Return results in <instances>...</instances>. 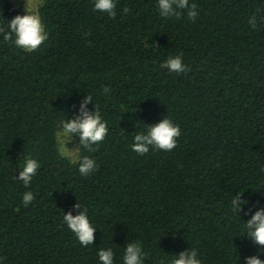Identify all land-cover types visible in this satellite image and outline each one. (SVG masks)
<instances>
[{
	"label": "trees",
	"instance_id": "trees-1",
	"mask_svg": "<svg viewBox=\"0 0 264 264\" xmlns=\"http://www.w3.org/2000/svg\"><path fill=\"white\" fill-rule=\"evenodd\" d=\"M116 3L111 19L94 0H44L49 38L31 53L0 36V264H100L108 248L123 264L133 242L143 264L193 249L202 264L264 261L245 228L264 210V0H189L195 21L187 10L161 17L157 0ZM24 14L0 0V25ZM181 53L190 71L160 67ZM88 95L86 110L97 107L109 131L92 152L72 135L99 165L83 177L58 157L55 132ZM164 117L180 126L177 147L132 151ZM26 156L41 164L27 188L17 179ZM85 208L97 229L87 247L63 223Z\"/></svg>",
	"mask_w": 264,
	"mask_h": 264
},
{
	"label": "clouds",
	"instance_id": "clouds-1",
	"mask_svg": "<svg viewBox=\"0 0 264 264\" xmlns=\"http://www.w3.org/2000/svg\"><path fill=\"white\" fill-rule=\"evenodd\" d=\"M43 3L44 0H25V14L16 15L10 21H6V26L0 25V36L3 37L4 42L13 44L16 48L27 53L38 50L49 38L46 26L39 13V8ZM116 8V0H94L93 10L107 13L111 19H115L117 15ZM196 8L197 5L195 3L190 5L189 0H157V9L161 17L179 19L183 10H187L188 18L195 21L198 15ZM129 11L130 9L127 7L123 9L125 14ZM253 17H255V14ZM249 23L253 28L256 27L253 18L249 19ZM160 67L177 74L190 71L183 63L182 53L169 56ZM110 91L111 89L107 86L102 88V92L105 94ZM92 100V96L88 95L87 99L81 104V116L70 121H60L55 132L58 157L67 159L72 164H78V171L83 177L93 174L98 170L99 165L88 156L81 157L80 148L69 149L66 145L69 143L71 136L75 134L79 137L82 148L92 152L96 150L93 145H99L108 135V124L103 119L99 109L95 107V111L91 113L86 110V105ZM180 135V126L174 124L171 119L164 117L158 124L148 127L146 133L136 134L131 149L141 156L149 153L150 146L153 151L171 152L177 147V138ZM40 167L41 164L37 159L26 156L17 179L22 181L25 188L29 187ZM241 195L242 192L231 200L234 212H239L241 205L246 202L240 200ZM33 199L34 194L31 191L25 192L23 194L24 206L28 207ZM237 201H240V203L237 204ZM76 207L81 208V205L77 203ZM63 223L75 235L81 246L87 247L93 244L97 229L90 222L86 208L75 216L70 212L63 214ZM245 228L253 243L264 249V210L257 211L251 220L247 222ZM145 255L142 246L133 242L124 249L123 264H143ZM98 258L100 264H114V253L111 248L100 249ZM170 264H202V261L197 256V250L193 249L190 253H181L179 258L172 259ZM247 264H264V261L257 256H251L247 258Z\"/></svg>",
	"mask_w": 264,
	"mask_h": 264
},
{
	"label": "rangeland",
	"instance_id": "rangeland-1",
	"mask_svg": "<svg viewBox=\"0 0 264 264\" xmlns=\"http://www.w3.org/2000/svg\"><path fill=\"white\" fill-rule=\"evenodd\" d=\"M11 2L17 7L19 8L21 11H23L25 13V0H11ZM62 128V127H61ZM67 148L69 149H76L78 148V145L74 139L73 136H71V139L69 141V143L66 145Z\"/></svg>",
	"mask_w": 264,
	"mask_h": 264
}]
</instances>
